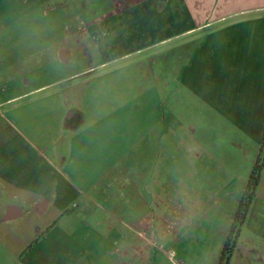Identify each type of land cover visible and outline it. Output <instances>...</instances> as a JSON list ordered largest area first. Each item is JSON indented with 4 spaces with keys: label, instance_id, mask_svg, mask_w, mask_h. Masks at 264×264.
<instances>
[{
    "label": "crops",
    "instance_id": "crops-1",
    "mask_svg": "<svg viewBox=\"0 0 264 264\" xmlns=\"http://www.w3.org/2000/svg\"><path fill=\"white\" fill-rule=\"evenodd\" d=\"M158 61L207 130L132 90ZM263 134L264 0H0V264H218ZM170 135L180 156L198 136L193 159ZM173 191L193 213L167 218ZM230 264H264V170Z\"/></svg>",
    "mask_w": 264,
    "mask_h": 264
},
{
    "label": "rangeland",
    "instance_id": "rangeland-1",
    "mask_svg": "<svg viewBox=\"0 0 264 264\" xmlns=\"http://www.w3.org/2000/svg\"><path fill=\"white\" fill-rule=\"evenodd\" d=\"M159 61L155 62L156 64L153 67L152 80H150L148 72L145 75L142 74L144 77L142 76V78H140V80H142L143 82L147 81V85L142 86V88L138 85H135V87H132V90H133V88H135V91H136L135 94L138 96L141 94L140 93L141 89L143 90L142 95H144V93H145L144 91L146 90L147 91L146 94L148 96H151V98H152L151 106L153 107V111L156 110L157 104L159 105V110L168 111L167 126L169 128L184 127L185 129H187L191 125H193L197 129L207 130L209 127V120L207 118V115L206 116L203 115L205 113V111H202V113L200 114L201 111L198 112V108H197L198 106H201V108H203L206 105L203 106L204 103H198V102H197L198 104L197 103L195 104V102H193V101H195V96H192L193 94L190 91L191 87L188 88L186 86V84H184L182 81H178L177 77L174 76L173 72H171V71L169 72L168 85H162L161 79H162V74H163V79H164V72L162 73L161 67H160V65H158ZM188 70L189 69H187V71ZM126 73H130V72H125V74ZM138 81H139V79H138ZM136 84H138V82H136ZM178 97L181 98V103L179 105L176 102V99ZM146 105H147V110H148L149 103H147ZM20 106H24V107H21V112H24V114H25L24 120L21 122V121H18L17 118H15V119L10 118L9 121L16 128L21 130V132L26 133L29 128L33 127V124L39 123V120H38V118H35L33 116V112H32L33 110H32V107L30 106V104H24L23 102H18V103L11 104L9 106V108H15V107L17 108ZM162 106H163V108H162ZM195 106H197V107L194 108ZM139 107H140V104H137V110L136 111H138V112H140ZM7 109H8L7 106H6V108L4 107L5 114L9 116V114L6 112ZM203 109H205V108H203ZM153 122H155V119H153ZM197 137L198 136H192V135H186L185 136L184 141H183V145H182L183 151L180 152V154H181V156H180V155H177V153L175 151V144H176L175 136L170 135L169 136V143H170L169 159L170 160H179L181 158L182 159L183 158L193 159L194 155H193V152L191 151V149H194V148H195L194 150L197 149V146H198ZM184 152L186 155H184ZM175 178L176 177H173V179H175ZM180 184H179L180 185L179 189H181V187H182L183 188L182 190L185 191V194L189 188L193 187V182L191 179L184 180ZM170 185L172 187H174V188H172V190H176L177 188L175 186H177L178 183H170ZM177 191L171 192V194L173 196L170 195V198H169V207L166 210V212L168 213L167 218H169V220H172V219L177 217V214H176V212H177L176 202L177 201L183 202L184 204H188V207H190L189 211H192V213L194 211L193 208H191L192 203H193V198L188 199V197L185 196V198L178 200L175 198L177 196ZM101 205L103 207H106V208H110L113 206L111 204V202L107 203L106 201L101 202ZM154 206H156V205L154 204ZM196 207H198V204H195V208ZM66 211L67 210H64V212L58 216L57 215H55L54 217L51 215L47 216L48 219H52L50 224H52L54 221H57V223H62L64 216L67 214V213L65 214ZM157 217H160V216H157ZM41 231H42V228H40L39 225L32 228L33 234H35L37 232H41ZM60 234H61V232L59 230H54L50 234V238L57 240V239H59ZM41 246H42V244L39 243L38 247L40 248ZM4 250L5 249L1 250V248H0V254L5 253ZM33 251L34 250H32V252ZM28 253H30V252H28Z\"/></svg>",
    "mask_w": 264,
    "mask_h": 264
},
{
    "label": "trees",
    "instance_id": "trees-1",
    "mask_svg": "<svg viewBox=\"0 0 264 264\" xmlns=\"http://www.w3.org/2000/svg\"><path fill=\"white\" fill-rule=\"evenodd\" d=\"M264 170V134L261 140L259 147V152L256 157V160L252 166L248 181L246 183L245 189L242 193V196L239 200L237 209L233 215L231 228L225 239L221 255L219 258L218 264H230L231 258L237 246V241L240 237L242 228L244 227L248 215L250 213L252 203L256 197V192L261 181L262 173ZM68 213L67 211L65 214ZM57 224V221H54L50 226L42 232L23 252L25 253L28 249L33 247L37 241L46 233L48 230Z\"/></svg>",
    "mask_w": 264,
    "mask_h": 264
}]
</instances>
